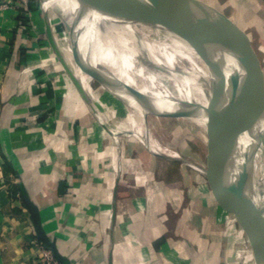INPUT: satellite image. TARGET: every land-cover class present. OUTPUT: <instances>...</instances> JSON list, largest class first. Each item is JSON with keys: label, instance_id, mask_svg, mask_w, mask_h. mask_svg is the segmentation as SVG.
<instances>
[{"label": "crops", "instance_id": "0c3cea01", "mask_svg": "<svg viewBox=\"0 0 264 264\" xmlns=\"http://www.w3.org/2000/svg\"><path fill=\"white\" fill-rule=\"evenodd\" d=\"M201 1L226 18V8L246 4L264 22V0ZM42 9L54 20L43 0ZM44 14L25 0L0 8V264L59 261L37 235L23 190L70 264H239L223 224L228 201H214L207 178L166 176L177 159L139 136L129 95L92 83L79 63L72 69L69 34L72 49L68 38L57 44L72 54L78 86ZM252 255V246L240 252L255 264Z\"/></svg>", "mask_w": 264, "mask_h": 264}, {"label": "water", "instance_id": "95a60500", "mask_svg": "<svg viewBox=\"0 0 264 264\" xmlns=\"http://www.w3.org/2000/svg\"><path fill=\"white\" fill-rule=\"evenodd\" d=\"M83 6L108 11L138 9L161 16L172 15L185 26L174 27L189 35L203 36L212 49L211 97L203 112L207 116V138L211 147L218 183L223 190L236 218L249 237L257 264H264V198L260 200L253 187L248 161L264 120V84L249 61L239 34L230 21L217 9L201 0H77ZM46 18L48 14L45 12ZM156 24L167 25L162 19ZM67 27L70 29V25ZM49 40L61 58L51 24L47 23ZM73 36V35H71ZM75 58L84 71L101 85H118L151 114L166 115L145 96L120 78L96 67L83 53L78 40L72 42ZM66 71L80 86L70 66L61 58ZM246 68L241 72V65ZM81 88V87H80ZM255 106L253 130L247 144L239 143V126L244 111ZM165 156V155H164ZM166 158L174 159L169 156ZM212 179V178H210ZM213 180V179H212ZM215 181V180H214ZM24 200L30 210V218L37 235L49 246L64 264L70 261L61 256L54 241L46 234L37 206L23 190Z\"/></svg>", "mask_w": 264, "mask_h": 264}, {"label": "bare ground", "instance_id": "6f19581e", "mask_svg": "<svg viewBox=\"0 0 264 264\" xmlns=\"http://www.w3.org/2000/svg\"><path fill=\"white\" fill-rule=\"evenodd\" d=\"M43 1L54 17L59 10L71 28L81 23L77 40L83 53L95 64L104 66L107 72L142 93L159 112L179 111L184 116H178L179 118L190 120L207 134L208 120L202 109L208 107L211 97L213 55L205 37L180 32L174 25L185 26V23L172 15L163 16L171 28V37L159 31L161 27L156 25L158 21L156 19L153 20L155 22L153 29L139 31L131 25V20L124 18V11L83 6L77 0ZM67 35L69 37V34ZM71 37L74 39V36ZM69 62L72 69L79 65L75 56L71 57ZM147 62L168 72L173 70L175 75L171 72L167 75L153 70ZM240 68L242 72L246 65L242 64ZM127 99L132 124L139 136L155 147L153 150L156 153L175 159L182 158L178 152H171L170 148L155 139L151 126L147 128L144 120L148 122V111L140 108V105L129 99V96ZM186 107L190 112L185 111ZM254 113L255 106L252 103L244 111L239 126L238 137L241 145L249 141L255 119ZM156 118L159 116L156 115ZM262 141L264 135L259 131L254 151L248 161L253 187L260 200L264 198L262 166L264 149L259 146ZM214 178L220 182V178Z\"/></svg>", "mask_w": 264, "mask_h": 264}, {"label": "rangeland", "instance_id": "374dc122", "mask_svg": "<svg viewBox=\"0 0 264 264\" xmlns=\"http://www.w3.org/2000/svg\"><path fill=\"white\" fill-rule=\"evenodd\" d=\"M0 1H7L9 3L11 2V0H0ZM16 1L22 2L24 0H16ZM25 1L33 3L42 12L45 13V11H43L42 9V0H25ZM248 6L246 4L241 5V7L231 6L229 8H226L224 11L222 10L221 11L225 15H227V18L231 20L233 24H236V28L238 29V34L245 49V52L247 54V57L249 61L253 64V66H255L256 64L257 68L261 69V70H257V73L261 77L264 84V22L260 17L259 12L256 11L255 13V9L249 8ZM124 12H125L123 14L124 18H126L127 20H131L130 21L131 25L134 28L138 29L139 31L145 29L146 30L153 29L155 24L153 20L154 19L164 20L165 17L155 13L141 11V10H133V9ZM50 14H52L51 10H50ZM50 21L56 41L57 39H59L60 44L63 45L65 39L68 38L70 44L69 47L72 49L70 38L68 37L67 34H71L75 36L76 39H78L77 36L80 29L79 26L81 23H77V27L73 26L71 28L70 26L69 29L67 27L69 22L63 17L62 13H60L59 10H57V14L54 20L50 19ZM139 22H142L144 24H141ZM237 22H239V24ZM156 25L161 27L159 31L162 34L170 35L172 37L171 28L169 24H167L168 26L159 25V24ZM65 51L66 50L63 47L59 48L61 58H63V60L67 63V59L65 56L67 55V53ZM71 56L72 54H70V56L68 57ZM55 64L61 65L60 62L58 61H56ZM147 64H149V66L153 70H157L158 72H163L166 73L167 75H170L171 72L172 74L175 75V72L173 70H169L168 72L167 70L159 69L157 67L150 65L149 62H147ZM175 69H177V67ZM182 71H183V67H182ZM86 78H89V80L92 81V83L96 82L89 75H86ZM187 105L188 104H185V106ZM187 108L188 107H186L185 111L190 112L189 109L187 110ZM161 112L167 114L159 116L158 119L156 118L155 114L153 115L150 112H148L149 126H151L153 129L154 137L158 142L163 144L165 147L170 148L172 151L178 152L182 157L177 159L178 163L175 164L176 167L174 169L172 168L171 170L170 169L165 170L166 176L169 175V173H171V176L174 174L178 176L181 175L182 178L184 177V175L191 176L192 178L194 177L207 178V181L213 184L214 201L218 203H222V202L225 203L227 198L223 190L219 186L218 180L214 178V177L220 178V176L217 174L218 172L216 169L213 153L209 145L206 132L200 126H198L195 123H192L190 120L185 118L183 119L179 118L178 116L184 117L183 114L179 111L168 112L162 110ZM262 124L263 125L261 126L260 131L264 135V123ZM259 146L264 149V141L260 142ZM262 166L264 169V159ZM210 178H212L213 180ZM227 219L228 221L230 220L228 224H227ZM223 224L226 228V234L232 240V245L234 247L235 255H237V258L239 259V264H249L248 261L247 263H245V260H248L247 257H249V255H247L246 259L245 257L240 256V252L242 249L249 248V246H251L249 242V237L243 226L236 218L230 205H229L228 213L225 215ZM255 264H257L256 260H255Z\"/></svg>", "mask_w": 264, "mask_h": 264}, {"label": "built area", "instance_id": "2783aa9c", "mask_svg": "<svg viewBox=\"0 0 264 264\" xmlns=\"http://www.w3.org/2000/svg\"><path fill=\"white\" fill-rule=\"evenodd\" d=\"M9 5V2L7 1H0V8H5ZM50 264H62L60 261H57L52 257V259L49 261Z\"/></svg>", "mask_w": 264, "mask_h": 264}]
</instances>
